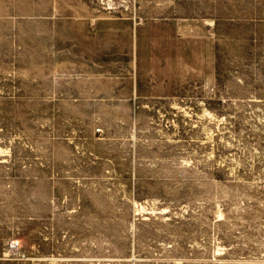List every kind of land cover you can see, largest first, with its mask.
<instances>
[{"label":"rangeland","instance_id":"rangeland-1","mask_svg":"<svg viewBox=\"0 0 264 264\" xmlns=\"http://www.w3.org/2000/svg\"><path fill=\"white\" fill-rule=\"evenodd\" d=\"M0 264H264V0H0Z\"/></svg>","mask_w":264,"mask_h":264},{"label":"bare ground","instance_id":"bare-ground-1","mask_svg":"<svg viewBox=\"0 0 264 264\" xmlns=\"http://www.w3.org/2000/svg\"><path fill=\"white\" fill-rule=\"evenodd\" d=\"M139 23V22H138Z\"/></svg>","mask_w":264,"mask_h":264}]
</instances>
